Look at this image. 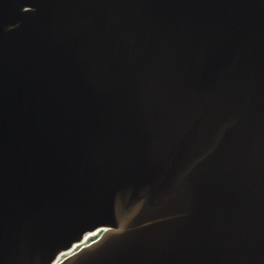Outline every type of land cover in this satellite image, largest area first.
Masks as SVG:
<instances>
[{"label": "water", "instance_id": "water-1", "mask_svg": "<svg viewBox=\"0 0 264 264\" xmlns=\"http://www.w3.org/2000/svg\"><path fill=\"white\" fill-rule=\"evenodd\" d=\"M98 227L59 264H264V0H0V264Z\"/></svg>", "mask_w": 264, "mask_h": 264}, {"label": "bare ground", "instance_id": "bare-ground-1", "mask_svg": "<svg viewBox=\"0 0 264 264\" xmlns=\"http://www.w3.org/2000/svg\"><path fill=\"white\" fill-rule=\"evenodd\" d=\"M104 228L106 226H103ZM104 228H96L94 230H87L84 232L82 237L78 241H74L70 247L67 249L60 250L52 260L50 264H59L66 257L79 251L81 248L92 244L94 241L98 240V238L103 234Z\"/></svg>", "mask_w": 264, "mask_h": 264}]
</instances>
